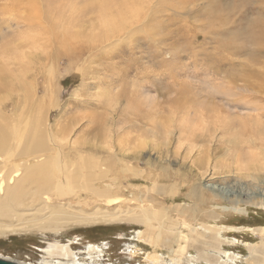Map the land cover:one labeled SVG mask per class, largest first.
<instances>
[{"label": "rangeland", "instance_id": "rangeland-1", "mask_svg": "<svg viewBox=\"0 0 264 264\" xmlns=\"http://www.w3.org/2000/svg\"><path fill=\"white\" fill-rule=\"evenodd\" d=\"M133 1H137L139 14L145 19L142 20L141 26L146 27L137 33L135 39L129 35L131 27H128L123 28V31L116 35L115 41L112 39L105 43L107 41L105 40L101 46L98 44L95 55L97 60L93 58V53L90 56L88 52L84 55V61H77L72 65L66 58L61 64H52L53 61L49 63L46 58L56 59L55 52L57 53L58 46L56 49L51 43H47V35L43 36L42 33L29 29V25L32 24L37 27L43 25V16L49 13L51 25L56 29L73 26L76 32L80 26H85L87 21L86 34L89 35V29L94 28L89 25L90 20L93 19L90 13H100L101 9L116 12ZM263 2L264 0H0V86L5 80L11 85L10 90L0 89V100H3L4 104L19 103L17 116L21 115L24 119L25 114L31 116L40 111L35 104L36 92L38 100L43 102L41 108L50 112V126L57 125V129L69 130L67 143H75L78 149L82 148L83 151L88 149L98 151L104 156V152L110 147L114 148L113 154L116 152L115 155L121 154L118 140H123L122 148H124L127 145L125 140L133 143L137 137L146 135L151 122L144 120L148 125H143L142 129L141 125L135 122H141L143 117L139 116L137 120H133L130 116L135 110L153 109L157 122L162 120L161 123H171L168 121L173 119L174 123L179 125L182 115L187 113L188 109L177 112L170 104V100L174 99L175 93L181 91L184 86L194 93L202 91V99L214 94L219 97L215 102L221 104L225 103L221 101L227 99V93H234V99L240 103H238L240 107L231 109L236 118L222 121L234 127L230 133L223 134V131L219 130L213 135L212 129L216 128V117L212 114L206 118L209 121H203L204 127L200 126L204 131L201 128H194L196 133L202 130L201 134L198 133L200 135L198 143H201L199 145L202 146V151H205V160L209 156L210 161L206 160L207 179L196 176L199 169L194 160L198 150H195L192 156L187 155L189 151L185 148L186 142L184 147L178 143L181 135L175 130L174 124L171 128V131H174L169 137L171 142L161 151L164 152V157L150 152L147 148L141 155V164L136 168L147 171L150 175H153L151 171L155 170L156 178L158 176L161 178V175L166 173L171 177L173 173L177 175L173 180L168 176L159 181L160 186L174 188L177 192L176 196L173 198L166 193L154 194L156 196L154 200L156 203L162 202L167 208L184 207L172 216L182 225H189L184 231L189 237L188 241H191L190 255L196 259L202 258L206 253L208 257L210 256L209 262L200 259V264H211L210 234L206 225H212L213 221L207 218L212 213L220 216L224 221V227L239 229L226 234L227 239L236 243L229 248L225 247V250L241 256V262L238 264H258L259 259L263 261L264 257V235L261 233V229L264 228V184L259 187L257 184L229 177L230 172L222 174L221 171L231 163L230 159H233L234 154L230 149L234 147L233 140H237L240 135L239 125L244 123V117L250 125L257 127L259 124L251 118L255 114L254 109L246 108V102L249 101L246 100V96L264 94V47L257 46L251 37L253 34L256 35V31L252 29L254 22L264 20V16L260 13ZM43 26L50 25L45 23ZM97 26L93 33L100 28ZM135 26H138V23L134 28ZM86 39L87 37L85 42ZM82 48L83 45L80 49ZM103 51H106L105 54ZM51 53L54 56L47 57ZM17 55L18 58L23 55L26 58L23 61H14L13 58ZM11 76H16V80H12ZM22 87L26 90L24 91ZM53 88L56 95L52 93ZM47 92L51 93L50 97ZM238 96L244 97L245 101H241ZM14 97L18 98V101H13ZM210 102H205L206 106L209 107L212 104ZM242 104L246 106L243 107ZM260 106L264 107V104ZM15 108L16 106L10 107L11 110ZM44 111L43 114L46 113ZM190 119L193 122L196 118L191 115ZM223 123L218 126L222 128L225 126ZM262 123L264 125L263 120ZM17 125L18 118L16 131ZM136 129H140L144 134ZM159 135L165 138L164 133ZM205 139H211V142L208 143ZM133 153L131 149L128 155ZM48 156L51 154L49 153ZM217 160H219L218 170H215L213 167ZM150 161H152L150 166H146ZM4 162L0 175L8 179L9 184L12 185L16 179L22 177V171L12 175L20 161L11 159ZM156 163L166 169L170 168L169 171L164 173V170L154 168ZM223 176L229 179L224 181ZM153 182L154 180L131 183L142 189L146 184L152 190ZM124 183L120 182L118 188L116 187V193L123 192L124 195L129 196L131 193L125 191L128 189L126 187L128 183L126 185ZM193 184L199 187L204 184L209 189L221 188L222 193L204 190L206 195H218L219 198L217 197L216 200L224 201L219 206L230 208L233 206L230 201L239 197L242 200L240 207L246 211V214L221 212L214 201L196 202L190 196ZM225 199H228L227 203ZM56 200L57 198L53 202L59 206L60 202ZM84 201V198L81 199L83 205L80 207L76 196L67 199V203L73 204L76 210H84L88 214L93 213L97 207L107 208L97 203L95 198L85 201L89 206H86ZM72 212L75 215L80 214L78 211ZM44 215L48 213L45 212ZM0 221L8 224L17 223V219H0ZM49 223L44 219L38 221V225L32 222L31 224L39 227L33 228L30 225L29 227L33 229L17 234L0 232V259L17 264H41L43 257H46L44 250L48 244L54 242L66 244L70 241L74 242L72 249L79 261L86 264H138L143 261L144 253L155 252L152 246L146 245L142 246V254H135L141 247L135 237L136 232L145 231L141 226L117 222L83 225L71 223L59 232L40 230L43 225ZM191 228L197 229L204 238L198 237L196 231L192 232ZM90 246H97L99 250L94 254L98 258L93 263L88 257ZM164 249L161 251H164L165 255L169 254ZM185 252L175 254L171 258L182 262L177 264H188L189 254ZM132 253L137 256L136 259L131 258ZM195 255H199L198 258Z\"/></svg>", "mask_w": 264, "mask_h": 264}, {"label": "bare ground", "instance_id": "bare-ground-1", "mask_svg": "<svg viewBox=\"0 0 264 264\" xmlns=\"http://www.w3.org/2000/svg\"><path fill=\"white\" fill-rule=\"evenodd\" d=\"M136 2L137 1L128 2L127 6L125 5L126 7H122L116 12H111L108 9V11L101 9L102 12L100 13H90L95 20H90L89 25L94 28L89 29V35L86 34L88 28L86 27L87 21L85 22V26H80L79 28L77 27L78 30L76 32L74 31L73 26L56 29L51 25L49 13H46V15L43 16L42 21L44 24L49 23L50 26H43V24L37 27L32 24L29 25V29L36 31L37 33H42L43 36L47 35V43H51V45L56 47V49L58 46V51L57 53L55 52L57 56L56 59L48 60L46 58L49 63L53 61L52 64H61L64 58H66L67 62L71 61L70 65H72L77 63V61H84V55L88 52L91 54L90 56H92L93 53V58L96 59V46H98V44L101 46L104 44L103 41L105 42V40H107L105 43L110 42L112 39L114 40L117 37L116 35H119V33L123 31V28L127 29L128 27H131L129 35H132L131 37L133 39H135V36L137 33H139V31L144 30L146 26H141V23L142 20L144 21L145 19H143V15L139 14V7ZM261 7V12L259 10L258 11L262 16H264V2ZM52 13H54V11H52ZM137 23L138 26H135L136 30H134V25ZM97 24L99 25L97 26ZM96 26L100 28L93 33V31L96 29ZM149 27L150 24L148 28ZM252 29L256 31V35L253 34L254 37L251 36L254 43L257 46L264 47V20L258 21L256 23L254 22ZM123 33L121 34L123 35ZM85 37H87L86 42L84 41ZM81 44L83 45L82 49H80L82 46ZM13 54H15L14 51ZM53 56V53H51L47 57ZM25 58V55H23V57L20 56L19 58L17 55L15 58H13V60L19 62L23 61ZM87 62H89L88 59ZM11 77L12 80H16V76ZM20 87L21 86H19V88ZM2 88L10 90L11 85L5 80L0 86V89ZM22 89L24 91L26 90L24 87H22ZM52 93L56 95L54 88L52 89ZM47 95L50 97L51 93L47 92ZM234 96V93H227V99L224 98L221 101L222 103H225L221 104L215 102V100H217V98L219 99V97L214 94L208 95L202 99V91L194 93L191 92V90H187V86H184L181 91H177L175 93L174 99L170 97L172 99L170 100V104L176 108L177 112L188 109L187 113L182 115L179 125L175 124V120L173 119L168 121L171 123H161L162 120L157 122V120L154 118L155 112L153 109L135 110L131 115H129L133 120L139 116L143 117L141 122H135L141 125L142 129L143 125L147 124L144 123V120L151 122L150 128L146 133L148 136L144 135V137H137L135 141L133 140V143L132 141L129 143L125 140V143L127 144L125 145L129 147L127 148L126 146H123L125 149L122 148L123 140L120 139L118 140V149L121 151V154L115 155L117 152L113 154L114 148L110 147V145V148L104 152V156H102L98 151H92L91 149L83 151L81 150L82 148L78 149L77 144H72L71 142L67 143V141H69V130H67V128L57 129V125L52 127L50 126V112L44 111L41 108L43 102L38 100L36 92L34 95L35 104L36 108L40 109V111L39 113H34L31 116L27 113L24 115V119H22L21 115L17 116V108L19 103L4 104V101L0 100V172L3 168V165H5L4 161L11 159L20 161V163H17L15 167L16 170L13 171L12 175L22 171V177L16 179L15 183L12 185L9 184L8 179L2 178L0 175V219H17V223L14 224H8L0 221V232L4 234H17L20 232H25L39 227L35 225H38L37 222L42 221L43 219L50 223L43 225L40 230L52 232H59L71 223H79L80 225L100 222L126 223L129 225L141 226L145 228V231H134V234L136 232L135 237H137L138 245L141 246L137 250L138 252H135L136 255L142 254V246L144 247L146 245L152 246V250L155 251H148L147 253H144L145 256L143 261L138 262V264L182 263L180 260L172 259L171 256L175 254L179 255V253L185 251V253L189 254V261L186 260L188 264H198L200 259H202L204 262H207L208 258L210 257L206 255L207 253L200 259L193 258L194 256L190 255L191 248H189V246L191 241H188L187 238L189 237L186 236L184 231V229H187L189 225H182L179 220L172 216L175 212H180V208L184 207H180L178 209L167 208L162 202L156 203L154 200V197H156L154 194L163 195L166 193L167 196H172L173 198L176 196L177 192H175L174 188L160 186L159 181L160 179L166 178L168 176L173 180L177 175L173 173L171 177L166 173L167 175L162 174L161 178H159V176L156 178L154 174H157V172L155 170L151 171L154 174L150 175L147 171H140L137 168L141 164V155L147 148L150 150V152H155L156 154H160V157H164V152L161 151L163 149L165 150V148H167L171 142L169 137L174 131V128L172 129L173 131H171V128L174 124L175 130L178 131V133L180 132L181 135L178 143L184 147V142H186L185 148H187L189 151L187 155L192 156L193 152L198 150V152H196L198 154L194 160L198 164L199 169V172L196 174V176L198 178L204 177L203 179H207L206 160H210L209 156L205 160V151H202V146L199 145L201 143H198V138H200L198 133L200 132L201 134V131H204V128H201L200 126L204 127L205 122L203 123V121H209L206 118L209 116V114H212L214 117H216V125L213 123L216 126L215 129H212L213 135H215L219 130H222L223 134L230 133L234 127L231 124L226 125L227 123H223L222 121L236 118L235 115L232 114L234 111L231 109L240 106L238 105L239 102L237 103V100L234 99ZM261 96H264V94H261ZM261 96H246V100L249 101L246 102L247 106H244L252 110L254 109L253 112L255 111V114L254 116L252 115L251 118H254V120L259 124L257 127L250 125L247 120L245 121L246 117H244V123L239 125L238 133L240 135L238 136L237 140H233L234 147L230 149L234 154L233 159H230L231 163L228 166H225L221 171L222 174L230 172L231 175L229 177H234L245 182L248 181L252 184H257L259 187L264 184V125L262 123V120L264 121V107L260 106L264 104V97ZM239 98L241 101L244 100V97ZM15 100L18 101V98L14 97L13 101ZM209 101H211L210 103L214 105L212 106V104L210 105L209 103L210 106H206L207 104L205 102ZM15 106V109H10V107ZM41 110L46 113L43 114ZM191 115H194L196 118L193 122L190 121ZM242 117L243 116H241V118ZM17 118L18 125L16 131L15 126ZM220 123L225 124V126L221 128L218 126ZM194 128H201L202 130H198L199 132L196 133ZM107 130H109V128H107ZM136 130L140 131V129ZM140 132L143 133V131ZM159 133H164L165 138H162L163 136L159 135ZM205 141L210 143L211 139H205ZM198 145L200 146L199 149H197ZM131 149L134 151V153L133 155H128ZM49 153L51 156H48ZM30 158L33 160L31 161ZM194 161L193 163H195ZM218 162L219 160H217L213 167L215 170H218ZM151 163L152 161L146 163V166H150ZM154 166L155 164L153 167ZM154 168L164 170V173L170 169H166L161 164L157 163L156 167ZM229 177L223 176L222 178H224V181H226L229 179ZM109 179L110 182H108ZM152 180H154V187L151 188L152 190H150L146 184L142 189L131 183H145ZM120 182H125V185L128 183V185H126L128 189L125 191L131 193L129 196L124 195L123 192H119L118 194L116 193ZM187 188L189 189L188 185ZM191 188L192 190L190 196L198 203L202 200L208 201V203L214 201L218 204V209L221 212L246 214V211L240 207L242 200L239 197L236 200L230 201L233 206L229 208L227 206H219L220 204L222 205L224 201L218 199L216 200L217 197L219 198L218 195H206V190L209 189L208 186L206 187L204 184H202V187L201 185L199 187V185L197 186V184H193ZM204 190L206 192H204ZM209 190L222 193L221 188L214 189L211 187ZM72 196L77 197L79 201L77 204L78 206L80 205V207L83 205L81 203V199L84 198L85 201H88L89 199L94 200L95 198L97 203H99L101 206L105 205L107 208L103 209V207H97V209L91 214L85 213L84 210H76L73 204L67 203V199L71 198ZM52 198H57L56 201H59L60 205H55L53 202L54 199ZM85 201L84 204L89 206L88 202ZM226 201H228V199H225V202ZM181 210L183 211V209ZM72 211H78L80 214L75 215ZM32 212L35 213L30 214ZM45 212H47L48 215H44ZM207 218H209V221H213V223L215 222V224L212 223V225H206L210 234L209 243L211 254L209 253V255H211V264L240 263L241 256L235 253L231 254L225 250V247L229 248L234 245L233 243H236L235 241L227 239V237H225L226 234L232 230L237 231L239 229L231 226L224 227V221L220 219V216L216 215L215 213H212L211 216ZM32 222L35 225L31 224ZM30 225H32L31 227L33 228L29 227ZM190 230L192 232L196 231V235L198 237H203L200 235V232H197V229L191 228ZM261 230V233L264 235V228ZM73 245L74 242L72 241L66 244L59 242L48 244V247L44 250L46 257H43L41 264H86L85 262L82 263L79 261V258L72 249ZM163 248H165L164 250H167L169 254L167 253L165 255L163 253L164 251H161ZM98 251L99 250L97 246L89 247L88 257L92 263L97 260L98 257H95L94 254H96ZM132 254L133 255H131V258L136 259L135 257L137 256L134 253ZM167 261H169V263ZM258 264H264V257L263 261L259 259Z\"/></svg>", "mask_w": 264, "mask_h": 264}, {"label": "water", "instance_id": "water-1", "mask_svg": "<svg viewBox=\"0 0 264 264\" xmlns=\"http://www.w3.org/2000/svg\"><path fill=\"white\" fill-rule=\"evenodd\" d=\"M0 264H17V263H14V262H10V261H7V260H2V259H0Z\"/></svg>", "mask_w": 264, "mask_h": 264}]
</instances>
